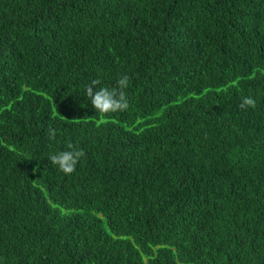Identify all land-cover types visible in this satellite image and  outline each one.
<instances>
[{"label":"trees","instance_id":"obj_1","mask_svg":"<svg viewBox=\"0 0 264 264\" xmlns=\"http://www.w3.org/2000/svg\"><path fill=\"white\" fill-rule=\"evenodd\" d=\"M0 264H264V0H0Z\"/></svg>","mask_w":264,"mask_h":264},{"label":"clouds","instance_id":"obj_2","mask_svg":"<svg viewBox=\"0 0 264 264\" xmlns=\"http://www.w3.org/2000/svg\"><path fill=\"white\" fill-rule=\"evenodd\" d=\"M130 78L127 74H122L112 87H97L101 81L99 79L91 81L86 85L85 92L90 104L98 113L107 115L116 111H124L128 107L126 88ZM255 100L251 96L244 97L240 107H255ZM49 139L55 138L54 130H49ZM68 150L50 154L48 159L51 163L63 172L70 175L76 170V165L86 155L83 148H75L71 142L67 144Z\"/></svg>","mask_w":264,"mask_h":264}]
</instances>
